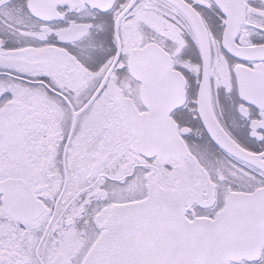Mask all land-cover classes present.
Listing matches in <instances>:
<instances>
[{
	"label": "snow or ice",
	"instance_id": "6c2138e0",
	"mask_svg": "<svg viewBox=\"0 0 264 264\" xmlns=\"http://www.w3.org/2000/svg\"><path fill=\"white\" fill-rule=\"evenodd\" d=\"M0 264H264V0H0Z\"/></svg>",
	"mask_w": 264,
	"mask_h": 264
}]
</instances>
